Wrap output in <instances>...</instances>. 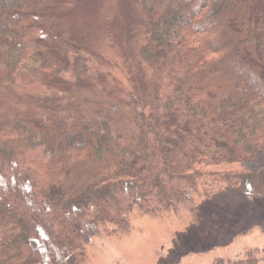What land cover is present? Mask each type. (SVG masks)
Instances as JSON below:
<instances>
[{
  "label": "trees",
  "instance_id": "obj_1",
  "mask_svg": "<svg viewBox=\"0 0 264 264\" xmlns=\"http://www.w3.org/2000/svg\"><path fill=\"white\" fill-rule=\"evenodd\" d=\"M76 2L0 0V264H78L100 226L206 182L264 193V0H133L120 104Z\"/></svg>",
  "mask_w": 264,
  "mask_h": 264
},
{
  "label": "rangeland",
  "instance_id": "obj_2",
  "mask_svg": "<svg viewBox=\"0 0 264 264\" xmlns=\"http://www.w3.org/2000/svg\"><path fill=\"white\" fill-rule=\"evenodd\" d=\"M68 16L92 53L116 102L140 91L123 64L131 55L133 0H77ZM138 94V93H137ZM129 229L105 224L83 248L78 264H211L244 259L264 249V193L206 182L176 211L144 214L134 207ZM76 254L77 251H76ZM257 264H264L262 255Z\"/></svg>",
  "mask_w": 264,
  "mask_h": 264
}]
</instances>
